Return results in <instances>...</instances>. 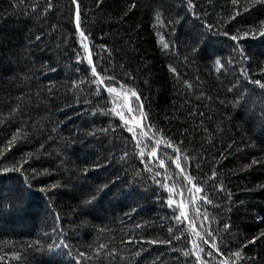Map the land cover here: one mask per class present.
Returning <instances> with one entry per match:
<instances>
[{"label":"trees","instance_id":"obj_1","mask_svg":"<svg viewBox=\"0 0 264 264\" xmlns=\"http://www.w3.org/2000/svg\"><path fill=\"white\" fill-rule=\"evenodd\" d=\"M48 2L0 0V264H196L191 241L197 238L186 221L187 242L176 233L178 222L165 206L169 196L176 202L182 197L188 221L201 235L230 226L215 236L217 243L224 237L230 252H241L240 258L225 252L230 264H264V90L251 83L264 82V25L257 23L264 5L77 0L82 28L92 33L89 42L104 46V66L129 73L134 83L128 87L141 94L146 122L168 133L165 144L175 137L184 146L175 154L155 149L157 160L149 142L155 127L145 129L147 139L132 138L117 127L114 113H99L102 101L82 83L90 73L78 71L73 55L79 51L76 8L72 0H51L54 7L46 12ZM236 12L241 15L229 24ZM221 19L225 23L217 24ZM246 22L255 35L239 45L223 35ZM237 47L247 58L237 55ZM135 139L143 141L137 149ZM122 149L134 155L125 159ZM177 155L183 172L175 166ZM185 160L202 161L201 171ZM14 164L18 170L4 171ZM189 175L204 181L197 185L202 193L188 191ZM214 179L215 190L209 187ZM104 183L109 187L95 204L80 209L84 194ZM21 193L13 207L11 198ZM60 240L67 249L49 250ZM200 247L205 264H218L221 257ZM81 252L90 261L81 260Z\"/></svg>","mask_w":264,"mask_h":264},{"label":"snow or ice","instance_id":"obj_2","mask_svg":"<svg viewBox=\"0 0 264 264\" xmlns=\"http://www.w3.org/2000/svg\"><path fill=\"white\" fill-rule=\"evenodd\" d=\"M73 5L76 8L75 11V30H76V43L79 47V51L75 52L73 55L76 58V64L81 66L78 71H83L84 73H90L89 76H87V79L85 82L90 85V93L94 95V97L100 101H102L100 107H99V113L104 116H112L113 113L115 114V117L118 118L117 127H120L121 130L127 129V132L131 134L132 138L137 137H144L148 138L149 133L148 131H145V129H151L152 127L156 128V131L151 133L152 138L154 139V143L152 140H149L150 143H152L153 150L150 152V155L155 157L157 155L155 149L162 148L164 151L172 150L175 153H180L182 148L184 147L182 142L177 141L175 137H172L168 139L167 143L165 144L163 142L164 137L168 136L167 132H162L159 127H156L154 124L150 125L146 122L145 118L148 117V113L144 111V106L140 103L141 94L135 90L133 87H128L130 83H134V78L131 77V75L127 72H123V74H119L115 72L113 69L106 68L104 64L107 63V60L102 56V52L105 50L103 45H95L89 42V37L92 35L89 28L83 27L82 28V20H81V12L79 10V4L77 3V0H72ZM256 2L260 3L261 5H264V0H256ZM233 4L237 3V0H232ZM189 7H195L192 0H188ZM54 7L51 0L47 3L45 7V11L52 9ZM132 7H135V4L132 5ZM247 11V9H245ZM241 15V13L236 12L235 15H230L228 19V23L231 24L232 21L236 19V16ZM156 19L159 21V15H157ZM172 22V21H170ZM225 21L223 19L217 21V24L223 25ZM260 25H264V19H259L257 21ZM207 29L211 31L215 26L211 23L206 25ZM217 34H220L219 28H217ZM223 35L230 39L231 42H233L235 45H239L240 43L246 41L250 36H254L255 33L252 31L251 27L248 26L247 22L242 25L241 27L235 28L233 31V34H230L229 31L225 30L223 31ZM259 35L261 37H264V30H261L259 32ZM196 43H199V40L196 41ZM164 49H169V44L165 43L163 45ZM93 49L96 50L95 52V59L101 60L103 63H101L99 66L94 61V55H93ZM238 56L246 57V54L244 53L242 48H235L234 49ZM199 49L196 48V44H193L191 46V52L198 53ZM217 55L214 53H210V60L214 61L216 64H220L221 61L216 59ZM110 59V56L108 57ZM187 59V57H185ZM227 62V61H226ZM172 71L175 72L176 69L172 68ZM243 71V69L241 70ZM261 72L264 73V69H261ZM110 73V74H109ZM244 75L247 76L248 73L244 72ZM120 77L119 79L117 77ZM123 80L124 82L121 83L120 81ZM251 83L257 85L261 90H264V82H262L260 79L252 80ZM136 103V108L134 109L132 107V102ZM109 102L112 105L111 110H108ZM135 113V114H134ZM119 121H122V126L119 124ZM112 130V126L110 125L108 129H102L101 131H109ZM159 133V135H158ZM143 143L141 139H135L133 148L137 149V146L139 144ZM123 156L125 159H130L134 153H129L126 150H123ZM139 156L144 157L145 153L143 151H139ZM183 157L178 156L176 157V168L181 169V172L184 171V169L181 168V160ZM202 161L197 160L194 163L185 160V166L193 169L197 173L201 171L200 164ZM16 171L18 170L17 166L14 164L13 168L8 169L5 168L4 171ZM85 173H87L88 169H84ZM212 177L216 178V172H211ZM204 181H197L194 176L189 175L188 176V191L190 193H202L203 189L201 187H198V184H202ZM112 186H115V182H112ZM55 187V185H53ZM109 187L108 183H104L101 186H97L94 190L86 192L83 196V199L79 205V208L82 210L90 209L95 202L98 199V193H101L104 191V189H107ZM213 190H215V179L213 182L209 185ZM222 189V185L221 188ZM41 192L45 191V189H41ZM171 191V189H169ZM157 193L155 190L153 191V195H156ZM175 195V194H174ZM23 193H21L19 196H14L11 198V204L14 207L16 203L19 202L20 199H22ZM203 199L207 200V197H203ZM207 203L211 204V200H207ZM3 205L0 204V207ZM165 206L168 207L172 213V215L175 217L177 223L176 226V233H180L184 240L187 242L189 237V232L184 228L183 222L188 220V214L185 210V204L183 203L182 197L180 199V202H176L171 196L166 200ZM178 213V214H177ZM86 214V213H85ZM87 215V214H86ZM59 217L57 216V219ZM194 219V217H193ZM188 227L191 229L192 234L195 235V237L199 240V243H197V239H193L191 241L192 249L195 252V255L192 256V259L196 262V264H205L204 260L201 257V253L204 252V249L200 247V244H203L207 249V253L205 255L209 257H215L219 256L221 257L218 261V264H230V260L228 256L225 255V252H230L227 245L224 244V237L221 236L220 243H217L215 236L219 235L221 232L228 233L230 232L231 228L228 224H224L223 229H217L215 230V233L209 232L208 229H205L203 232V235H201L199 232L196 231V225L192 223L191 221L188 222ZM53 233H57V229H53ZM176 233H173V236L176 235ZM59 235H62L60 233ZM261 238H264V232H261L260 234ZM48 239L51 240V236H48ZM59 239V236H58ZM139 241H136L138 243ZM171 238L167 241V243H171ZM211 242V243H209ZM37 245H39L40 241L38 240ZM148 243L155 244L157 243L156 240L148 241ZM102 248L104 246H101ZM49 250L56 248H64L67 249L68 245L64 243L63 240H60L59 243L56 241H53L51 244L48 245ZM70 255V253H69ZM186 255H192V253H186ZM231 256H235L237 258L241 257L240 251L230 252ZM80 259L84 261H90V257L86 256L85 253L81 252L79 253ZM75 264V262H74Z\"/></svg>","mask_w":264,"mask_h":264},{"label":"rangeland","instance_id":"obj_3","mask_svg":"<svg viewBox=\"0 0 264 264\" xmlns=\"http://www.w3.org/2000/svg\"><path fill=\"white\" fill-rule=\"evenodd\" d=\"M187 206H185V210H186Z\"/></svg>","mask_w":264,"mask_h":264}]
</instances>
